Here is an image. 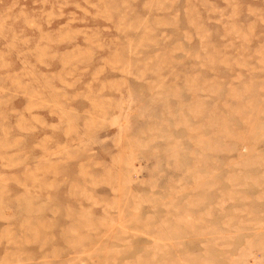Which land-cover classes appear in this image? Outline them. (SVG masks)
Returning <instances> with one entry per match:
<instances>
[{"label":"rangeland","instance_id":"rangeland-1","mask_svg":"<svg viewBox=\"0 0 264 264\" xmlns=\"http://www.w3.org/2000/svg\"><path fill=\"white\" fill-rule=\"evenodd\" d=\"M0 264H264V0H0Z\"/></svg>","mask_w":264,"mask_h":264}]
</instances>
